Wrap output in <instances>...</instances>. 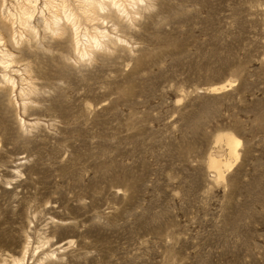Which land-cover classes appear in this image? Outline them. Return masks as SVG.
Listing matches in <instances>:
<instances>
[{
  "label": "rangeland",
  "instance_id": "1",
  "mask_svg": "<svg viewBox=\"0 0 264 264\" xmlns=\"http://www.w3.org/2000/svg\"><path fill=\"white\" fill-rule=\"evenodd\" d=\"M25 1L0 0V264H264V0H105L83 56Z\"/></svg>",
  "mask_w": 264,
  "mask_h": 264
},
{
  "label": "bare ground",
  "instance_id": "2",
  "mask_svg": "<svg viewBox=\"0 0 264 264\" xmlns=\"http://www.w3.org/2000/svg\"><path fill=\"white\" fill-rule=\"evenodd\" d=\"M109 3L116 7L119 11H125L123 0H108ZM131 4H135L139 0H128ZM26 4L18 5V11L16 13L9 12L7 15L10 18L17 21L18 25L23 27L25 32L29 33L32 36L38 34V30L30 24L29 20L33 15L35 10L34 0H26ZM43 7L47 10V15L43 14V10H40L42 17V27L46 32L51 34L59 35L65 30V25L63 23L70 24V27L73 29V34L75 36V50L79 55L83 56L91 51L95 46L101 44L102 39L106 36L102 32L94 34H88L85 30H81L78 24L77 12L84 15L88 20L94 15H98L100 11L104 12L110 6H108L105 0H79V4L76 10L72 9L65 1L61 0H44ZM99 16V15H98ZM96 16V18H99ZM6 17V16H5ZM64 19V20H63ZM15 21V22H16ZM11 23V22H10ZM17 34V33H16ZM19 39L26 37L23 32L19 34ZM2 37L0 36V41ZM14 42V39H13ZM15 42H18L17 40ZM12 55L7 51L0 50V65L5 70L8 68L10 63H12ZM4 81L6 79L5 75H2Z\"/></svg>",
  "mask_w": 264,
  "mask_h": 264
}]
</instances>
